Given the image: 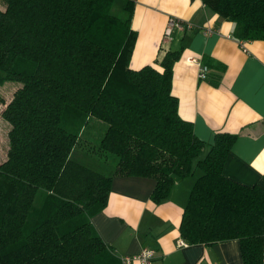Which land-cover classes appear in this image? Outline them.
Segmentation results:
<instances>
[{
	"label": "trees",
	"instance_id": "16d2710c",
	"mask_svg": "<svg viewBox=\"0 0 264 264\" xmlns=\"http://www.w3.org/2000/svg\"><path fill=\"white\" fill-rule=\"evenodd\" d=\"M200 1L234 24L237 40L264 41V0ZM134 4L0 0V86L19 83L0 110L9 124L0 264H120L90 222L106 206L113 177L153 179L149 197L159 204L176 180L192 175L194 160L201 173L180 237L205 245L236 239L244 264H264V188L223 174L239 134L216 132L204 153L192 123L179 116L171 76L180 45L154 64L130 66ZM90 118L105 126L86 151L105 162L114 156L108 175L74 156L87 147L81 133Z\"/></svg>",
	"mask_w": 264,
	"mask_h": 264
},
{
	"label": "crops",
	"instance_id": "0c3cea01",
	"mask_svg": "<svg viewBox=\"0 0 264 264\" xmlns=\"http://www.w3.org/2000/svg\"><path fill=\"white\" fill-rule=\"evenodd\" d=\"M170 17L191 28L173 31L172 39H167L164 34ZM131 25L137 37L130 66L154 64L170 46L180 45L181 55L171 76L179 116L192 123L195 136L206 144L204 153L216 132L238 133L223 174L243 185L264 188V41L239 45L233 37L234 24L200 0H135ZM199 63L207 67L203 79L198 77ZM94 126L103 128L101 123ZM81 134L84 143L97 138L93 133ZM73 152L78 161L99 167L100 160L81 147ZM195 178L192 173L176 180L169 196L155 204L149 197L153 179L115 176L106 206L90 222L118 258L148 247L154 251L155 264H244L236 239L176 245L182 239L179 221Z\"/></svg>",
	"mask_w": 264,
	"mask_h": 264
},
{
	"label": "rangeland",
	"instance_id": "374dc122",
	"mask_svg": "<svg viewBox=\"0 0 264 264\" xmlns=\"http://www.w3.org/2000/svg\"><path fill=\"white\" fill-rule=\"evenodd\" d=\"M17 86H19V83L12 81L5 82L3 86H0V110L4 105V102H7L11 98L12 92ZM95 123H100V122H98L94 118L89 119L87 126L83 130V137L84 136L88 137V134L90 133H97L96 136L98 137L100 133L104 131V126H105L104 123L101 124L103 127L102 129L100 127L94 126ZM8 128H9V124L0 116V160H2L5 157L6 151L8 149V139H7ZM85 140L87 142L85 143V145L87 146L89 141H87V139ZM86 149L89 150L88 146L86 148H83V151L92 154V152L86 151ZM193 165L195 169L196 168L195 162H193ZM114 166H115V159L114 156H112L109 158V160H107V162L100 160L99 167L98 168L94 167V168L102 172L103 174L108 175L113 171ZM200 173L201 171L198 168H196L195 171L193 172L195 177H197L196 175H199Z\"/></svg>",
	"mask_w": 264,
	"mask_h": 264
},
{
	"label": "built area",
	"instance_id": "2783aa9c",
	"mask_svg": "<svg viewBox=\"0 0 264 264\" xmlns=\"http://www.w3.org/2000/svg\"><path fill=\"white\" fill-rule=\"evenodd\" d=\"M185 28H191V25L186 22H182L181 20L170 17L167 21L165 34L164 36L167 39H171V35L173 31H183ZM206 32H210V29L205 30ZM239 45H242V42L239 41ZM206 67L200 65L199 63V71L198 77L200 79L205 77ZM185 241L183 239H177V246H184ZM120 264H155V254L154 251L148 247H143L141 250L135 255H123L119 257Z\"/></svg>",
	"mask_w": 264,
	"mask_h": 264
}]
</instances>
